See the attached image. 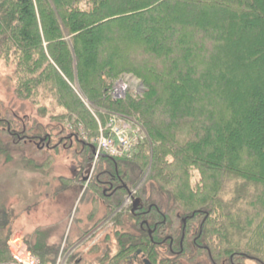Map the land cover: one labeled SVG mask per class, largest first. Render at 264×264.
Masks as SVG:
<instances>
[{"label":"trees","instance_id":"trees-1","mask_svg":"<svg viewBox=\"0 0 264 264\" xmlns=\"http://www.w3.org/2000/svg\"><path fill=\"white\" fill-rule=\"evenodd\" d=\"M1 62L18 98L88 142L99 124L82 98L104 127L116 115L141 129L134 157L101 158L120 186L94 188L107 213L144 184L138 212L112 219L119 252L97 264H264V0H0ZM124 74L143 95L114 98ZM12 224L1 208L0 264ZM25 242L56 263L59 249Z\"/></svg>","mask_w":264,"mask_h":264},{"label":"rangeland","instance_id":"rangeland-1","mask_svg":"<svg viewBox=\"0 0 264 264\" xmlns=\"http://www.w3.org/2000/svg\"><path fill=\"white\" fill-rule=\"evenodd\" d=\"M11 73V69L1 62L0 113L7 115L14 127L20 124L16 120L21 119H26L30 128L42 126L45 132L54 137L55 147H58L53 151H37L32 146L13 145L7 135L0 136L6 149L0 147V209H6L12 217L14 235L9 243L19 241L28 247L26 240L32 244L43 241L59 249L58 258L67 259V264L73 257L77 260L83 258L82 264H95L107 251L110 256H115L119 248L112 219L127 209L124 203L129 206L131 202H128L127 197L124 205L114 214L107 213L100 194L94 189L96 183L92 181L96 178L86 180L91 174L102 176V181L108 180L104 159L95 162L93 153L88 154L86 150L88 147L79 145L73 139L76 134L84 143L90 144V137L83 135L81 130L72 129L68 122L51 123L43 119L35 111L40 106L33 107L17 97ZM117 85L122 91L125 88L135 95H143L145 91L141 80L132 74L121 76ZM72 87L81 95L77 86ZM82 100L99 124L98 136L91 138L94 143L100 137V129L104 125L91 103L85 98ZM110 120L108 118L105 126ZM122 120L129 126L135 125L132 121ZM104 136L108 137V132H104ZM2 151H6V154ZM199 180V173L193 171L192 184L196 185ZM143 184L144 180L136 188H130V191L135 195ZM242 264L257 263L247 260Z\"/></svg>","mask_w":264,"mask_h":264},{"label":"built area","instance_id":"built-area-1","mask_svg":"<svg viewBox=\"0 0 264 264\" xmlns=\"http://www.w3.org/2000/svg\"><path fill=\"white\" fill-rule=\"evenodd\" d=\"M125 91V88L123 91L120 87L116 88L114 98H121ZM119 121H121V126H119ZM133 126H129L122 119L120 120L119 116H111L110 122L104 128L101 127L100 137L94 142L95 162L104 155L114 159H131L137 152L138 146L144 141L140 127L137 124ZM104 132H108V137L104 136ZM9 247L11 260L3 264H43L42 260L24 243L12 242ZM66 260L59 257L55 264H67Z\"/></svg>","mask_w":264,"mask_h":264},{"label":"flooded vegetation","instance_id":"flooded-vegetation-1","mask_svg":"<svg viewBox=\"0 0 264 264\" xmlns=\"http://www.w3.org/2000/svg\"><path fill=\"white\" fill-rule=\"evenodd\" d=\"M7 116V115H6ZM2 115L0 113V136L1 135H7L10 137L9 140L12 141L13 144H24L25 146L29 147L32 146L33 148L37 149V151H53L55 150L58 146L55 147L54 144V137L50 134L45 132V129L40 126L36 125L35 127L30 128L29 124H26V119L23 120H16V122L20 123L19 125H16V127L13 126V124L7 119V117ZM77 140V143L81 146L84 147H89L87 144H85L79 137V135H74L73 139ZM74 139V140H75ZM90 149V148H89ZM100 175H89L86 180H90L93 178H96L95 181V187L99 188L103 194V196H113L114 194L117 193L119 190L120 186L118 183L115 182V178L110 175V177H107L108 180H101ZM126 189L127 186H125ZM132 193L130 190H128V196H132ZM133 200H135V197L133 195ZM126 206V203H124ZM123 204V205H124ZM132 208V214H136L138 212V209L134 210V201L133 204L131 205ZM184 223V222H183ZM185 224V223H184ZM153 232L152 230H149V234L151 235ZM140 259V260H137ZM130 264H146L147 261L142 258V256H134L132 260H130ZM129 262V261H127Z\"/></svg>","mask_w":264,"mask_h":264},{"label":"water","instance_id":"water-1","mask_svg":"<svg viewBox=\"0 0 264 264\" xmlns=\"http://www.w3.org/2000/svg\"><path fill=\"white\" fill-rule=\"evenodd\" d=\"M93 153H95L94 150H93ZM139 204H140V201L138 199H135L134 200V210L138 209ZM183 222L186 223V220H184Z\"/></svg>","mask_w":264,"mask_h":264}]
</instances>
